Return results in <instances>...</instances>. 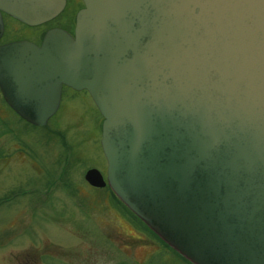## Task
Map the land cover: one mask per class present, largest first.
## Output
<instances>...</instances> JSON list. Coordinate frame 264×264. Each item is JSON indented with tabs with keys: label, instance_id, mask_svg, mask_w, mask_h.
<instances>
[{
	"label": "water",
	"instance_id": "1",
	"mask_svg": "<svg viewBox=\"0 0 264 264\" xmlns=\"http://www.w3.org/2000/svg\"><path fill=\"white\" fill-rule=\"evenodd\" d=\"M73 35L0 46V90L43 126L61 85L100 117L83 173L193 264H264V0H82ZM63 0H0L33 23Z\"/></svg>",
	"mask_w": 264,
	"mask_h": 264
},
{
	"label": "rangeland",
	"instance_id": "2",
	"mask_svg": "<svg viewBox=\"0 0 264 264\" xmlns=\"http://www.w3.org/2000/svg\"><path fill=\"white\" fill-rule=\"evenodd\" d=\"M100 118L84 91H65L46 126L0 129V264H132L159 249L83 179L89 167L104 176Z\"/></svg>",
	"mask_w": 264,
	"mask_h": 264
},
{
	"label": "flooded vegetation",
	"instance_id": "3",
	"mask_svg": "<svg viewBox=\"0 0 264 264\" xmlns=\"http://www.w3.org/2000/svg\"><path fill=\"white\" fill-rule=\"evenodd\" d=\"M82 7V0H63L62 8L54 16L49 19H39L31 24L17 19L8 11L0 8V46L14 41H28L35 44L36 46H39L46 32L53 28L62 29L72 36L75 24V15L77 11ZM65 91H69L71 93L84 91L88 95L85 90H74L65 85H61L60 98L57 108L59 107L62 94ZM56 110L54 111V113L56 112ZM47 121L43 126H37L27 122L10 107L0 90V129H3V131L17 134V132H22V130H24V127H22V125L30 126L32 128H41L47 125ZM18 123H22V125L20 126ZM29 148L30 147L25 144H23L21 147V156L25 160H27V155H30L29 153H27L29 151ZM135 226L139 228L143 233L147 234V231H143L142 228L137 225ZM146 236L149 238V242L157 246L159 249L145 255L140 263L144 264V262H146L147 260H151L154 262V264H193L178 252H176L174 249H172L170 246H168L156 234L152 235L148 233ZM140 263H137L135 260H133L132 264Z\"/></svg>",
	"mask_w": 264,
	"mask_h": 264
},
{
	"label": "trees",
	"instance_id": "4",
	"mask_svg": "<svg viewBox=\"0 0 264 264\" xmlns=\"http://www.w3.org/2000/svg\"><path fill=\"white\" fill-rule=\"evenodd\" d=\"M53 134L57 135V136H62L60 133H58L57 131L52 132ZM66 173L65 171H62L61 175ZM61 178V177H60ZM61 180V179H60ZM51 183V182H50ZM49 183V184H50ZM52 184V183H51ZM62 186L65 187L67 189V192H69L70 194L74 193L72 192V184L69 185L67 182L63 181ZM93 190L100 192V194H102L101 192L105 193L108 198L111 200V202H114L117 206H121V208L123 209L124 212H122L123 216H125L127 219L131 220L135 225L139 226L142 228L143 231H147V234L150 233L152 235H154L143 223H141V221H139V219L133 215L116 197L115 195L110 191V189L108 188V186H104L103 188H94L92 187ZM9 200H7L8 202Z\"/></svg>",
	"mask_w": 264,
	"mask_h": 264
}]
</instances>
